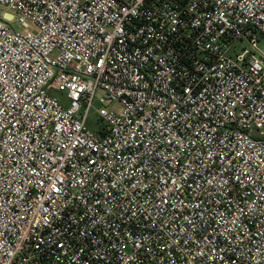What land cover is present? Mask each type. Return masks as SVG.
<instances>
[{"label": "built area", "instance_id": "built-area-1", "mask_svg": "<svg viewBox=\"0 0 264 264\" xmlns=\"http://www.w3.org/2000/svg\"><path fill=\"white\" fill-rule=\"evenodd\" d=\"M1 9L0 264H264V0Z\"/></svg>", "mask_w": 264, "mask_h": 264}, {"label": "rangeland", "instance_id": "rangeland-1", "mask_svg": "<svg viewBox=\"0 0 264 264\" xmlns=\"http://www.w3.org/2000/svg\"><path fill=\"white\" fill-rule=\"evenodd\" d=\"M4 13V10H0V14H3ZM16 29H19V27L17 26V25H13ZM262 42H263V40H262ZM243 46H246L247 47V45H246V43H242V44H240V50H241V48L243 47ZM99 119H98V117L95 115V114H91L90 115V118H89V121H88V125H89V127L92 129V130H97V127H98V123H99Z\"/></svg>", "mask_w": 264, "mask_h": 264}]
</instances>
